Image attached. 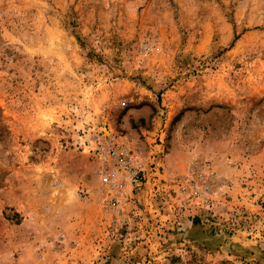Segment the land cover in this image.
I'll list each match as a JSON object with an SVG mask.
<instances>
[{"label": "rangeland", "instance_id": "obj_1", "mask_svg": "<svg viewBox=\"0 0 264 264\" xmlns=\"http://www.w3.org/2000/svg\"><path fill=\"white\" fill-rule=\"evenodd\" d=\"M0 264H264V0H0Z\"/></svg>", "mask_w": 264, "mask_h": 264}, {"label": "built area", "instance_id": "obj_2", "mask_svg": "<svg viewBox=\"0 0 264 264\" xmlns=\"http://www.w3.org/2000/svg\"><path fill=\"white\" fill-rule=\"evenodd\" d=\"M104 158L101 181L107 187L105 203L108 207L119 208L120 202L128 192L143 185L141 174L144 167L139 156L124 141L111 137L104 148H100ZM197 194L209 195V181L204 179L201 187L196 186Z\"/></svg>", "mask_w": 264, "mask_h": 264}]
</instances>
